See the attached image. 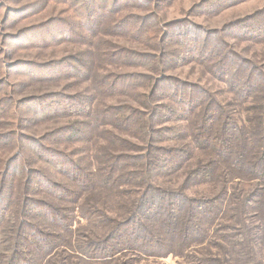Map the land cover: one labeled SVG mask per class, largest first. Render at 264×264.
I'll return each instance as SVG.
<instances>
[{"label":"rangeland","instance_id":"1","mask_svg":"<svg viewBox=\"0 0 264 264\" xmlns=\"http://www.w3.org/2000/svg\"><path fill=\"white\" fill-rule=\"evenodd\" d=\"M106 1L0 0V190L10 167L5 191L17 212L33 211L30 199L54 205L55 222L29 216L60 238L34 259L14 248L20 230L4 212L0 264H238L242 239L253 264H264V209L252 208L264 202V0ZM124 20L140 33L121 35ZM197 44L216 53L187 54ZM115 76L129 84L114 90ZM177 85L203 95L194 113L170 99ZM86 97L85 114L60 110ZM235 215L236 240L222 227ZM88 237L103 246L80 250Z\"/></svg>","mask_w":264,"mask_h":264},{"label":"trees","instance_id":"2","mask_svg":"<svg viewBox=\"0 0 264 264\" xmlns=\"http://www.w3.org/2000/svg\"><path fill=\"white\" fill-rule=\"evenodd\" d=\"M102 1L105 2L106 0H102ZM108 2H110V1H108ZM116 6H117V3L110 4V9L109 10L110 11L115 10L116 9ZM102 9H103V7H100V11H102ZM86 11L87 12H90V9L87 8ZM101 16H105L102 19H108L109 18V17H107V14L105 12V8H104V12L101 14ZM6 20L7 21L9 20V16H7V19ZM88 27L92 30V33H94V34L98 33V31H95L94 30L95 29L94 26H91L89 24ZM115 29L119 33H121V35H124V34L128 33L127 36H129V35H131V34H133L135 32H137V33L139 32L140 33V28L138 27V23H136L135 21H127V20H124V21L116 24ZM143 29H145V28H143ZM193 48L194 49H188L187 54H190V53L191 54H198L199 55V58H201V59L206 58L207 57V54H209V53L210 54H215L216 52H214V50H217V46L216 45H212V46H209L207 48L206 46H203L202 44H197L196 46L193 45ZM125 53L128 54L129 52H127L125 50V48H124L122 50H118V52H116L115 55H118L119 56V57H117V59L119 60L120 58H123L122 56ZM205 53H207V54L204 57V54ZM84 66L86 67V64ZM87 70H86V72H87ZM82 74L83 73H81V76L84 75V74L83 75ZM55 76H57V75H55ZM115 78L117 79V82H116V79H114V81H113V82H115L114 87H113L114 90H116L115 88L117 86H118V88H120V87L124 88L126 85L129 84V79L122 78L121 76H115ZM241 79H243L244 81H246L247 83H249V80H246V79H244L243 77H240V76H238L236 80L239 83H243V81ZM118 82H121V83L119 84ZM232 82H234V81H232ZM252 84L253 83L250 82V85H252ZM177 86L174 87V88H172V90H168L169 92L172 91V93H169L170 99L173 100V101L174 100H178L179 101V103H180V106H179L180 107V110H182V112L184 111V114H191L193 111L195 112V109L198 107V106H195V104L196 103L199 104V103H201L200 101L204 100V98L202 100H200L201 96H203V95H201V93H195V92H192L191 90H188L186 88H182L180 85H177ZM248 91H249V89H248V86L247 85L244 88H242V92H248ZM181 94L191 95L192 97H190L191 99H189V101H186L184 98L181 97ZM196 94H197V96H196L197 99H195L193 97V95H196ZM154 97H157V90H154ZM194 100H197V101H194ZM88 105H89V98L86 97L84 103L81 104V105L75 103V104H66V105L60 104L59 106H60V110H63V112H65V113L70 112L73 109L79 108V111H81V112H83L85 114L86 112H88V110H87ZM214 109L215 108H213L212 111H214ZM164 110H168V108L166 107ZM173 110L174 109H169V112H172ZM38 111L39 112H42L43 110H38ZM57 113H59V110L57 111ZM40 114H41V116H44L43 113H40ZM174 114H175V112H174ZM212 120H213V117H212L211 121ZM64 134L68 135V140H73L72 138L75 137L76 131L73 130V129H71V131H68V132H66ZM220 144H221V147L220 148H222V150L227 154L228 149H230L231 146L228 144V147H226L225 144H224V142H220ZM163 155H166V157L164 156V158H167L168 157V154H166V153H164ZM160 156H161V154H160ZM162 158H163V156L160 159L158 158V161L155 164L156 165H159V161H160V163H162ZM156 167H158V166H156ZM239 168H241V167H239ZM9 170H10V167H9V169L7 171L6 176H5L6 178L2 182V183H4V185L2 184L3 187L0 190V192L2 191V193H0V199L3 200L6 203V205L8 204V206H7V210L4 209V207L0 209V220L2 218V221H3V219L6 217L3 214L4 212H7V211L10 212V213L12 212L13 214H12V217L11 218H14L15 219V223L16 224L18 223V230H20V232H16L15 233L16 237H15V240L13 241V243H12V244H14V248H18L19 250L23 251V253H29V255L31 257H33L34 259L36 258V259L40 260L39 257L40 256H44L50 250V248H52L55 245V243L60 240V238L57 237V236H55V234H53V236H48L45 233V235H44V231L43 230L39 229L37 226H35V225H33L31 223V219L32 218L29 215L31 213H33L34 211L35 212L37 211L38 213L41 212V214L38 215V216H41L42 218H45L44 221H46L49 218H51V220L52 221L54 220V222L59 218V216L57 218V217H55V215H51V212L54 210V205L48 204L47 202L45 203L42 200H35V199H30V201L32 202L33 208H34L33 211H30L28 209L27 210H23V207L24 206H22L21 209H20V213L17 212L18 208H15L14 207L15 204L12 203V198H11L12 197V192H11V190L5 191V184L8 183L9 180H11V178L14 179V177H15L14 174L11 173ZM201 170H202V168L200 170H198V171L201 172ZM3 177H4V175H3ZM137 181L146 184L145 183L146 180L145 179H142L141 177H139ZM87 184H88L87 187L89 189V187L92 185V181L87 180ZM85 186L86 185H84V187ZM149 188H151V187L149 186ZM62 192L65 193L66 190L65 189H62ZM156 199H157V197H153L152 200H151V202H155ZM249 199H250V197H248L246 201L247 202H250ZM68 201H69V203H71L70 197H69ZM207 204H208V210L207 211L209 212V215H210L208 217H209V219H212L215 216H217L218 213H216V211L213 209V207H211L209 205L210 204L209 201L207 202ZM252 205L254 206L252 208H256L257 209V211H256L257 212V215L258 214H261V215L263 214L264 202L257 203V204H254V202H252ZM179 207H181V206H179ZM13 208H14V210H13ZM66 208H68V207H66ZM201 209H203V205L200 206V209H195V210H200L201 211ZM230 209H231V207L229 208V211H230ZM23 217H28L30 219V221H28L27 219L24 221ZM233 219L236 221L235 222V226L237 227L238 224H237V216L236 215L235 216H232V218L230 217V219H229L230 220L229 221L230 223L229 224H223L222 227L224 228L223 230H225L226 232L227 231L228 232H232L231 235L229 236L230 239L236 240L237 238H240L241 235H238L237 232H234V230L236 229V227L231 226V223H232L231 220H233ZM131 220L132 219H130V221ZM125 221H118V222L114 223L113 225H111L113 227L111 229L110 234H113L116 230H119L118 226H120V225L122 226V224H123V227H124V226H126L129 223V220L126 221V223H124ZM104 222L105 221H103L101 223L104 224ZM192 223H193L192 220H188L187 222H184V225L185 224H188L187 225L188 226V230H190V228L192 226ZM260 224L261 225H260L259 229L257 228V230L259 231V233L261 235L264 236V217H263L262 222ZM121 226H120V229L123 228ZM133 226H135V225H133ZM239 227H243V226L242 225H239ZM237 229H241V228H237ZM107 230L108 229H106L105 231H107ZM82 237H85V236L83 235ZM48 238L51 239V240H49ZM113 238H116L115 235L111 236L107 242H109ZM32 241H36V244L37 245H31V242ZM242 242L244 243L243 239L240 241V243H239V240H237L236 244L234 245V250H233L234 254L236 256H238V264H253V262H255L256 260H252V258H249V256H251V254L253 253V248L252 247L249 248V246H243L244 251L241 250L240 247H241V243ZM0 243L2 244V242H0ZM33 246H35V247L32 248ZM102 246H103V243L102 242L96 241V240H91V238L88 237V238H86L85 240L82 241V243H81V249L80 250L83 251L85 249H90V250H93V251H91L93 253L94 251H98L97 249L100 248V247H102ZM108 247L109 246L103 248L102 250H104L106 252V250L108 249ZM32 249H33V251H32ZM249 249H250V251H248ZM31 251H32V253H31ZM212 258H214V257H212ZM212 258H202V259H199L200 264H214L215 262L216 263H220V261H221V259H219V258H216V257L214 259H212ZM34 259H32L33 262H34ZM33 262L31 264H35ZM222 264H223V262H222Z\"/></svg>","mask_w":264,"mask_h":264}]
</instances>
